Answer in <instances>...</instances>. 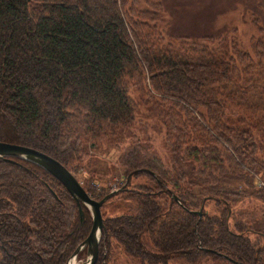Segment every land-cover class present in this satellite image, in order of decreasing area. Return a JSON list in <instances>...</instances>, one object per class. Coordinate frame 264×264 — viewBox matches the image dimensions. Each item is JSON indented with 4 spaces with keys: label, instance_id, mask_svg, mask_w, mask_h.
Segmentation results:
<instances>
[{
    "label": "trees",
    "instance_id": "obj_1",
    "mask_svg": "<svg viewBox=\"0 0 264 264\" xmlns=\"http://www.w3.org/2000/svg\"><path fill=\"white\" fill-rule=\"evenodd\" d=\"M136 3L0 0V143L72 174L88 144L144 109L163 126L168 158L137 143L122 151L115 196L134 212L103 219L96 264H264V231L253 243L233 207L246 197L230 191L257 183L264 196V38H251L252 53L230 32L192 43L161 30V4L150 13L129 9ZM82 187L95 201L112 192L93 178ZM90 228L89 211L51 175L0 159V264H66Z\"/></svg>",
    "mask_w": 264,
    "mask_h": 264
},
{
    "label": "rangeland",
    "instance_id": "obj_2",
    "mask_svg": "<svg viewBox=\"0 0 264 264\" xmlns=\"http://www.w3.org/2000/svg\"><path fill=\"white\" fill-rule=\"evenodd\" d=\"M159 4L164 10V22L160 28L167 35L188 37L192 43L201 44V39L206 36L215 37L230 32V40L235 41L241 50L250 53L251 38H264V0H137L135 6H129V9L136 11L154 9L150 13H155ZM256 21L258 27L254 26ZM233 30L234 32H231ZM139 81L137 79L125 81L126 87L130 88L131 98L138 104L142 102L134 86H137ZM141 113L137 114L135 122L130 127L119 130L113 137L102 142L87 145L89 154L82 163H76V167L71 169L80 184L83 185L88 179L93 178L99 187L109 188V192L115 191L122 183V170L119 166L122 151L136 143L166 161L168 151L163 141V126L144 109ZM258 178L264 183V176L258 175ZM144 181V178H141L135 183ZM255 184L256 188L251 189L243 183L230 184V191L239 192L246 197L233 207L234 213L251 229L247 236L253 243L262 241L258 235L264 231V196L258 193L259 186ZM212 208L213 205L210 209ZM133 212L131 202L125 201L123 196H113L101 209L103 219ZM119 260L120 264H131L127 257L121 256ZM84 262L85 258L76 260L74 264Z\"/></svg>",
    "mask_w": 264,
    "mask_h": 264
},
{
    "label": "water",
    "instance_id": "obj_3",
    "mask_svg": "<svg viewBox=\"0 0 264 264\" xmlns=\"http://www.w3.org/2000/svg\"><path fill=\"white\" fill-rule=\"evenodd\" d=\"M0 159H20L31 162L56 179L67 191L79 207L83 205L90 213L91 228L86 239L75 249L66 264L75 262L79 254L85 251V262L82 264H96L99 256V243L104 231L101 209L103 205L121 191L110 192L100 201L93 200L83 189L80 182L58 161L27 147L0 143ZM199 216L200 213H198ZM80 221L84 220V213L79 208Z\"/></svg>",
    "mask_w": 264,
    "mask_h": 264
},
{
    "label": "bare ground",
    "instance_id": "obj_4",
    "mask_svg": "<svg viewBox=\"0 0 264 264\" xmlns=\"http://www.w3.org/2000/svg\"><path fill=\"white\" fill-rule=\"evenodd\" d=\"M10 162V161H9ZM72 264H74V262H72Z\"/></svg>",
    "mask_w": 264,
    "mask_h": 264
},
{
    "label": "built area",
    "instance_id": "obj_5",
    "mask_svg": "<svg viewBox=\"0 0 264 264\" xmlns=\"http://www.w3.org/2000/svg\"><path fill=\"white\" fill-rule=\"evenodd\" d=\"M260 186H262V184H260Z\"/></svg>",
    "mask_w": 264,
    "mask_h": 264
},
{
    "label": "flooded vegetation",
    "instance_id": "obj_6",
    "mask_svg": "<svg viewBox=\"0 0 264 264\" xmlns=\"http://www.w3.org/2000/svg\"><path fill=\"white\" fill-rule=\"evenodd\" d=\"M79 261V260H78Z\"/></svg>",
    "mask_w": 264,
    "mask_h": 264
}]
</instances>
